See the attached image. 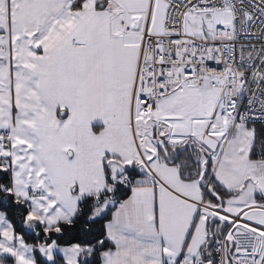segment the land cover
Masks as SVG:
<instances>
[{
	"label": "snow or ice",
	"instance_id": "obj_1",
	"mask_svg": "<svg viewBox=\"0 0 264 264\" xmlns=\"http://www.w3.org/2000/svg\"><path fill=\"white\" fill-rule=\"evenodd\" d=\"M0 264H264V0H0Z\"/></svg>",
	"mask_w": 264,
	"mask_h": 264
}]
</instances>
